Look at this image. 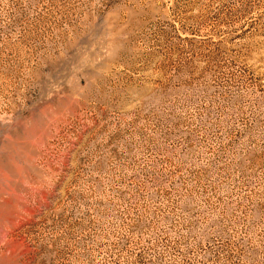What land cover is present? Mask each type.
Returning <instances> with one entry per match:
<instances>
[{
    "label": "rangeland",
    "instance_id": "obj_1",
    "mask_svg": "<svg viewBox=\"0 0 264 264\" xmlns=\"http://www.w3.org/2000/svg\"><path fill=\"white\" fill-rule=\"evenodd\" d=\"M0 264H264V0H0Z\"/></svg>",
    "mask_w": 264,
    "mask_h": 264
}]
</instances>
